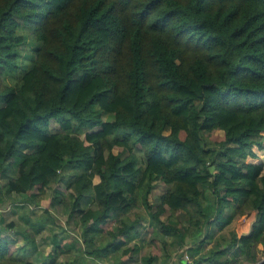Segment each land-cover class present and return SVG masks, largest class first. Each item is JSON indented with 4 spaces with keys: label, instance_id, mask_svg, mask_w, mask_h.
<instances>
[{
    "label": "trees",
    "instance_id": "1",
    "mask_svg": "<svg viewBox=\"0 0 264 264\" xmlns=\"http://www.w3.org/2000/svg\"><path fill=\"white\" fill-rule=\"evenodd\" d=\"M29 36L38 45L23 65ZM262 137L264 0H0L3 189L36 206L55 189L83 240L64 249L54 238V252L30 260L0 232V264H72L58 259L74 248L109 257L117 238L140 235L127 213L144 203L180 246L254 212L250 231L232 230L226 247L187 251L193 264L248 252L249 264H264ZM158 183L170 188L149 203Z\"/></svg>",
    "mask_w": 264,
    "mask_h": 264
},
{
    "label": "rangeland",
    "instance_id": "2",
    "mask_svg": "<svg viewBox=\"0 0 264 264\" xmlns=\"http://www.w3.org/2000/svg\"><path fill=\"white\" fill-rule=\"evenodd\" d=\"M27 44V49L23 55V65L29 63L31 59L34 58V49L38 45L37 41H35L30 36L27 40ZM22 70L23 69H21V72ZM18 74L19 73L13 77L8 76L5 80L6 83L13 84L18 78ZM52 130L56 131L57 129L56 127H53ZM215 135L219 136L218 138L222 137V133L220 131L216 132ZM214 139H217L216 136H214ZM260 141L263 144L261 151L264 152V137H262ZM9 174L12 175V173ZM7 179V177L0 179V188L3 189V185ZM98 181L99 178L96 176L94 178V182ZM169 188L170 185L158 183L152 188L149 194V203H152L156 197L165 193ZM64 193L66 192L64 191ZM54 195L55 189H47L41 197L42 199L40 205L36 206L31 202H23L22 195L11 194L8 196L4 189L2 192H0V198L2 200V203H0V219H2V222H0V232L2 235L9 236V239L12 242L11 250L13 255L15 254V256L20 257V259L24 258L30 260H41L49 253L55 251V246L53 243L54 238L57 239L64 249H68L70 244L76 241L78 242L77 246L81 245L83 247V240L79 234L81 232L80 225L75 228L74 222L72 220L70 222L68 221L70 210H68L63 203L55 202ZM83 206L85 208L89 206V201H86V203L84 202ZM252 213L253 212L246 215L245 219H242V216H237L232 221V223L222 231V234L228 235L230 229L233 227L239 230V224L242 225L244 222H249L248 220L252 217ZM127 216L132 219L133 224L140 231V235L133 240L126 236L117 238V240L113 241L116 249L110 252V257H106L105 259L93 257L86 258L83 253L81 254L76 250V248H74L73 250L70 249L65 251V253H59L60 256L58 260L63 263L77 264V260L75 261V258L83 255L85 257V261L82 264H110V262L117 261L118 258H121L124 251L128 250V248H130L135 243L138 244V250L134 251L131 257H125L120 261H123L127 258H133L134 260L131 261V263H135V259L137 260V258H140L145 254L154 256L156 258V263L158 264L159 261H162L160 257L164 255L169 257L170 254H178L180 256H184L186 259L188 258L185 251L186 247L189 246L188 244L190 243L191 239L184 241L182 246L177 244L175 240L178 239V237L165 234V232L161 230L160 224L155 222L152 212L146 203L132 208L127 213ZM160 218L163 220V222H168L167 216L165 214H163ZM11 221L16 225V227H19L23 231L29 233L27 238L20 236L16 231H14V229L9 230L7 228L6 225ZM33 225H42L43 228L38 229L36 232L35 228H33ZM104 227H107V225ZM30 237L33 239V244L31 243L28 245L24 252L15 250L16 248L24 246L26 242L28 243V241L31 239ZM102 241L103 243H106L108 239L106 238ZM208 244L210 243L208 242Z\"/></svg>",
    "mask_w": 264,
    "mask_h": 264
},
{
    "label": "crops",
    "instance_id": "3",
    "mask_svg": "<svg viewBox=\"0 0 264 264\" xmlns=\"http://www.w3.org/2000/svg\"><path fill=\"white\" fill-rule=\"evenodd\" d=\"M252 214H253L252 217L248 220L249 222H244V223H242V225L239 224V226H240L239 230L240 231L237 228L233 227V228L230 229L228 235L220 233V234L214 236V238L208 239L204 244H201V245L199 243H200V241L203 240V238H204L203 235H201L198 238L191 239L190 243L188 244L189 246L186 247V251H185L187 253L188 259L190 257L188 255V251L187 250H189L191 248L200 247V253L202 254L205 251H208L209 249H211L213 247L214 242L216 240L221 241V245L222 246H220V249H222L223 247H226L227 246V240H229V235H230V232L232 230L236 231L238 236L243 235V234H247L250 231L252 222L254 220V214L255 213L253 212ZM246 215H248V214L242 215V219H245ZM111 226H113V224ZM102 230H103V232H102L101 236L106 234V231L108 230V225H107V227L103 226ZM221 236H223V240H221ZM188 240H190V239H187L186 241H188ZM208 242L210 244H208ZM261 249H262V246L260 245L259 246V250H261ZM259 250H258V253H259V255H261ZM168 252H171V251H168ZM84 256L86 258H88V257L89 258L90 257L96 258V257H94V255H90V254H84ZM104 256H108V254H105ZM110 256L111 255H109V257ZM151 257H153V260L149 264H158V263H156V258L154 256H152V255H151ZM103 258L105 259L106 257H102V258H99V259H103ZM195 258H196V256L193 257V258L191 257V259L187 260L184 256H180L178 254H174V255L170 254L169 257H167L166 255L161 256L160 259H162V261H159V264H193L194 260H196ZM247 258L248 259L250 258L249 252L247 253L246 257H241L239 261H235L233 264H249V261L247 260ZM263 258L264 257H262V259ZM133 260H134L133 258L132 259L127 258V259H124L123 261L117 260V261L110 262V264H122V263H125V264H143L142 257L141 258H137V260L135 259V261H136L135 263H131V261H133ZM195 264H210V263L206 262V263H195Z\"/></svg>",
    "mask_w": 264,
    "mask_h": 264
},
{
    "label": "built area",
    "instance_id": "4",
    "mask_svg": "<svg viewBox=\"0 0 264 264\" xmlns=\"http://www.w3.org/2000/svg\"><path fill=\"white\" fill-rule=\"evenodd\" d=\"M187 260H189L188 258H187ZM264 261V258L262 259V262Z\"/></svg>",
    "mask_w": 264,
    "mask_h": 264
}]
</instances>
